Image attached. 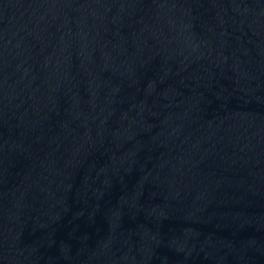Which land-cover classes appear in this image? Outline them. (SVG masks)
Returning <instances> with one entry per match:
<instances>
[{
	"label": "water",
	"instance_id": "obj_1",
	"mask_svg": "<svg viewBox=\"0 0 264 264\" xmlns=\"http://www.w3.org/2000/svg\"><path fill=\"white\" fill-rule=\"evenodd\" d=\"M0 264H264V0H0Z\"/></svg>",
	"mask_w": 264,
	"mask_h": 264
}]
</instances>
